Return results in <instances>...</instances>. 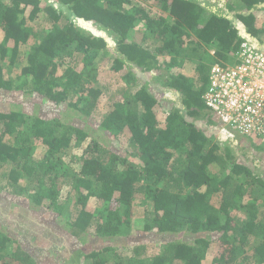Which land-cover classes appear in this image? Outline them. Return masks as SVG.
Returning <instances> with one entry per match:
<instances>
[{
    "label": "trees",
    "instance_id": "obj_1",
    "mask_svg": "<svg viewBox=\"0 0 264 264\" xmlns=\"http://www.w3.org/2000/svg\"><path fill=\"white\" fill-rule=\"evenodd\" d=\"M154 1L160 13L152 14L141 0H0V90L38 94L85 118L81 127L38 115L29 125L20 108L0 111V178L8 177L0 190L21 195L35 182L31 204L56 214L58 225L104 240L86 255L91 264H204L211 248L217 250L212 264H264V168L218 139L219 130L205 126L206 131L197 120L208 115L203 94L212 66L233 60L243 32L264 45L257 14L264 0L228 3L236 19L207 10L200 0ZM81 19L111 33L116 48L80 26ZM139 22L145 35L137 42L131 33ZM152 36L159 45L147 43ZM109 51L112 69L127 68L132 85L138 80L136 68L166 70L164 86L181 93L184 109L174 105L160 120L157 89L133 86L130 96L123 89L122 98L95 118L100 132L89 131L88 119L107 90L97 81L96 66ZM167 54L170 62L162 57ZM22 55L21 73L6 76L4 69L19 67ZM177 57L197 63L194 76L173 72ZM122 136L124 146L104 142V137L113 143ZM39 141L45 150L35 159ZM79 145L81 152L73 155ZM6 165H11L8 172ZM138 195L152 207L146 233L189 236L165 243L149 262L139 258V248L124 256L110 245L130 226ZM93 199L102 201V208L91 207ZM238 212L246 217L235 216ZM0 264L46 263L0 231Z\"/></svg>",
    "mask_w": 264,
    "mask_h": 264
},
{
    "label": "rangeland",
    "instance_id": "obj_2",
    "mask_svg": "<svg viewBox=\"0 0 264 264\" xmlns=\"http://www.w3.org/2000/svg\"><path fill=\"white\" fill-rule=\"evenodd\" d=\"M55 1V0H54ZM202 5L206 7L207 10L223 11L230 14V16L236 19L235 12H231L228 7V3H236L239 0H200ZM142 4L147 8L152 9V14L160 13L158 7L154 0H141ZM29 14V12H27ZM258 14V25L264 27V6L257 8ZM234 15V16H233ZM92 22H87L86 20H79L80 26H83L86 30L95 33L97 36H103L108 38V42L113 48H116V40L114 36L108 31L102 30ZM34 25V23H32ZM144 22L137 23L134 31L131 33V38L137 42L144 39L145 31ZM144 33V34H143ZM150 36V35H148ZM3 37V30L0 28V38ZM256 38V37H254ZM186 42L189 40L185 38ZM147 43L154 46L159 45V40L156 38L150 37L146 39ZM190 42V41H189ZM185 47H189L187 44ZM25 46L22 49L25 50ZM210 56H214L212 51H210ZM103 55V53H102ZM99 56L97 62V81L100 86H105L107 88L105 95L101 98L99 103V108L90 121V126L86 127L89 131L95 130L100 132V129L97 127L96 119L100 118L105 112H107L110 107H112L113 102L117 97H121L122 90H126L128 96L133 93L132 87H137L147 85L149 89H157V95L160 99L158 103V109L156 113L160 120H163L166 116V112L170 111L174 105L184 109L182 104V95L180 92H177L167 86H164V80L166 77L161 75V73H166V70L163 68L160 70L153 69L151 71H142L139 69L137 72L136 82H130L125 76L127 73V68L122 69L117 72L111 67V58L112 52H104V56ZM164 59L170 62L171 55L167 54L162 56ZM161 57V58H162ZM22 62L20 63V68H13L9 70L5 68L6 76L15 77L17 74L21 73V67L26 63L24 55H22ZM176 62L178 63L173 67V72H180L186 76H194L196 73V62H191L183 57H177ZM81 67L84 62H77ZM135 83V85H134ZM121 90V91H119ZM132 92V93H131ZM21 109L25 116L27 117L29 125L35 120V116H44L46 118L57 119L58 121L63 120V122L68 124H74L77 126H84L82 117L78 115L76 111L67 106V104H55L45 97H42L38 94H25L18 91H4L0 90V111L8 112L13 109ZM208 115H205L203 118L197 120H202L203 129L206 130L207 126L211 130H220L221 124L214 117L212 111L207 109ZM60 118V119H59ZM96 118V119H95ZM206 126V127H205ZM208 131V130H206ZM96 136V134H95ZM218 139L222 141L228 140L233 147L234 151L238 154L243 155L248 159L252 164H256L261 168H264V150L257 149L264 148V144L260 143L255 138H249L237 133L235 138H227L226 136H221L219 133L216 134ZM75 142V141H74ZM104 142L107 145H123L126 142V137L122 136L120 140L114 141L113 143L108 142V139L104 137ZM81 145L75 146L72 149V154H78L81 152ZM45 148L41 142H37V147L34 152L35 159L40 158L43 155ZM70 158L68 157L67 160ZM5 172H8L11 168V165H6ZM210 170L213 172L219 171L218 167L214 165L210 166ZM21 182L25 183L27 178L24 176L20 177ZM8 177L0 178V188L7 184ZM28 183V182H27ZM30 184V183H29ZM35 182L31 185H28L27 188L21 195L13 194L11 195L7 190H0V231L8 233L14 239H17L19 243L36 257L37 261H43L46 264H91V258H86V255L89 252L98 250L102 247L103 241H97V237L92 234H85L82 232H75L73 229L67 225L57 224L56 214L47 213L44 208L35 207L28 201L29 194L35 188ZM67 188V187H66ZM63 191V198L66 197L67 190ZM218 198H212V203L218 206ZM102 201L92 200L90 202L91 207L97 209L102 208ZM134 215L130 226L125 227L122 231V235L118 242H115L110 245H114L118 250L124 251V256L133 255L132 249L139 248L142 251V256L139 258L147 259V262L156 258V255L162 252V246L165 243L171 242V240L178 239H188V234L179 233V234H157V233H146L144 231L145 223L147 222L149 212L148 209L152 208L148 200H145L141 195H138L134 200ZM235 216H242L245 218V214L238 212L235 213ZM4 224L5 226H2ZM46 237V239H45ZM45 240H42V239ZM145 252V253H144ZM217 250L211 248L207 255L204 264H212V260L216 255ZM144 253V254H143ZM175 263L173 261L168 262L167 264ZM236 264H245L242 261Z\"/></svg>",
    "mask_w": 264,
    "mask_h": 264
},
{
    "label": "built area",
    "instance_id": "obj_3",
    "mask_svg": "<svg viewBox=\"0 0 264 264\" xmlns=\"http://www.w3.org/2000/svg\"><path fill=\"white\" fill-rule=\"evenodd\" d=\"M243 35L233 60L212 66L203 100L220 122L221 136L238 133L264 144V45Z\"/></svg>",
    "mask_w": 264,
    "mask_h": 264
},
{
    "label": "water",
    "instance_id": "obj_4",
    "mask_svg": "<svg viewBox=\"0 0 264 264\" xmlns=\"http://www.w3.org/2000/svg\"><path fill=\"white\" fill-rule=\"evenodd\" d=\"M82 20L84 21L85 19H82ZM105 39H106V40H108V38H107V37H105Z\"/></svg>",
    "mask_w": 264,
    "mask_h": 264
},
{
    "label": "clouds",
    "instance_id": "obj_5",
    "mask_svg": "<svg viewBox=\"0 0 264 264\" xmlns=\"http://www.w3.org/2000/svg\"><path fill=\"white\" fill-rule=\"evenodd\" d=\"M87 22H89V21H87ZM91 24H93V23H91ZM93 34H95L94 31H93Z\"/></svg>",
    "mask_w": 264,
    "mask_h": 264
}]
</instances>
